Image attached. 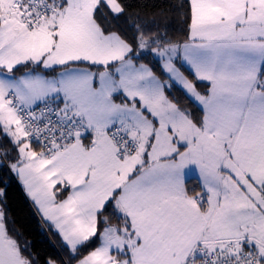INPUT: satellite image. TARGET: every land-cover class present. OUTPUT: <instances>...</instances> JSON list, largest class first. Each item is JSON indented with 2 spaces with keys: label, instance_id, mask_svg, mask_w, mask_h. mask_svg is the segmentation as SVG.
Returning <instances> with one entry per match:
<instances>
[{
  "label": "snow or ice",
  "instance_id": "obj_1",
  "mask_svg": "<svg viewBox=\"0 0 264 264\" xmlns=\"http://www.w3.org/2000/svg\"><path fill=\"white\" fill-rule=\"evenodd\" d=\"M105 9L0 0L7 166L77 264H264V0H188L178 41ZM26 251L0 208V264Z\"/></svg>",
  "mask_w": 264,
  "mask_h": 264
},
{
  "label": "trees",
  "instance_id": "obj_2",
  "mask_svg": "<svg viewBox=\"0 0 264 264\" xmlns=\"http://www.w3.org/2000/svg\"><path fill=\"white\" fill-rule=\"evenodd\" d=\"M125 12L119 19H114L107 9L104 10L106 19H102V26L118 32L130 41L137 35V28L148 33L166 34L169 39H185L186 13L188 0H122ZM147 63V61H143ZM200 87V85H198ZM174 95L185 106L199 115L196 108L184 98L179 91ZM12 152L7 142L0 136V208L5 212L7 227L10 234L17 239L22 248L26 247V255L33 259L34 264H76L71 254L59 236L35 213L28 202L18 182L7 166L9 161L3 157V152ZM189 187L195 186L191 179Z\"/></svg>",
  "mask_w": 264,
  "mask_h": 264
},
{
  "label": "rangeland",
  "instance_id": "obj_3",
  "mask_svg": "<svg viewBox=\"0 0 264 264\" xmlns=\"http://www.w3.org/2000/svg\"><path fill=\"white\" fill-rule=\"evenodd\" d=\"M15 156V153L14 154H11V157H14ZM12 172V171H11ZM12 174H13V176L15 177V179H16V181L18 182V184H19V186H20V188L22 189V191H23V193H24V195L26 196V198H28L29 200H30V202L36 207V209H37V211H38V208H37V206L35 205V203L33 202V200L31 199V197L28 195V193H27V191H26V189L24 188V186H23V184L21 183V181L18 179V177L15 175V173H13L12 172ZM27 199V200H28ZM29 200H28V202H29ZM34 209V208H33ZM35 211V210H34ZM36 213V212H35ZM38 213V214H37ZM36 214H37V216L38 217H40L41 219H43V221H44V224H46V225H48L49 226V224H47L45 221V219L43 218V216H42V214L40 213V211H38ZM50 227V226H49ZM55 233H56V235H58L57 234V232L52 228V227H50ZM59 236V238H60V240L62 241V238H61V236L60 235H58ZM63 242V241H62ZM64 243V242H63ZM77 264V263H76Z\"/></svg>",
  "mask_w": 264,
  "mask_h": 264
},
{
  "label": "crops",
  "instance_id": "obj_4",
  "mask_svg": "<svg viewBox=\"0 0 264 264\" xmlns=\"http://www.w3.org/2000/svg\"><path fill=\"white\" fill-rule=\"evenodd\" d=\"M190 180L191 179H193V180H195L194 178H192V177H190L189 178ZM28 199V198H27ZM29 200V199H28ZM29 203L31 204V206L34 208V210H35V212L37 213L38 211H37V209H36V207L30 202V200H29ZM38 214V213H37ZM39 216V215H38ZM40 218V217H39ZM40 220L44 223V221H43V219H41L40 218ZM47 224H49L47 221H45ZM49 226H50V224H49ZM51 227V226H50ZM54 229V228H53ZM55 230V229H54ZM56 231V230H55Z\"/></svg>",
  "mask_w": 264,
  "mask_h": 264
}]
</instances>
